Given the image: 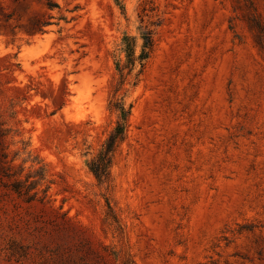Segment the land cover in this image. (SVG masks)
Segmentation results:
<instances>
[{"label": "rangeland", "instance_id": "obj_1", "mask_svg": "<svg viewBox=\"0 0 264 264\" xmlns=\"http://www.w3.org/2000/svg\"><path fill=\"white\" fill-rule=\"evenodd\" d=\"M54 1L0 0L1 146L28 192L0 182V264H264V0ZM145 24L99 183L121 39L138 53Z\"/></svg>", "mask_w": 264, "mask_h": 264}, {"label": "trees", "instance_id": "obj_2", "mask_svg": "<svg viewBox=\"0 0 264 264\" xmlns=\"http://www.w3.org/2000/svg\"><path fill=\"white\" fill-rule=\"evenodd\" d=\"M114 1L117 6L121 7L122 0ZM44 4L49 10L58 8L54 0H44ZM144 16L146 17L147 15L144 14ZM141 19V22H143V18ZM45 25V22L44 24L41 22L35 24L38 27L37 31L40 32H43L42 27ZM149 25L151 24H145L140 29L141 45L138 53H136L137 43L135 37L125 35L121 39L119 52L122 56H118L115 61L117 79L113 89L112 99L107 105L109 111L117 114V120L101 144L97 154L88 163L89 171L99 183L109 182L113 154L126 137L131 105L126 107L123 101L124 95H120L119 93L127 85H136L138 77L152 52L154 33ZM4 134V130L0 128V182L18 196H27L28 192L24 189L22 181L17 178L16 173H11V169L13 168L11 165L12 160L7 159V154L1 146ZM3 179H7L9 182L5 183L2 181Z\"/></svg>", "mask_w": 264, "mask_h": 264}]
</instances>
